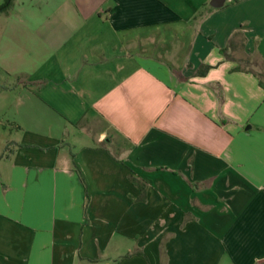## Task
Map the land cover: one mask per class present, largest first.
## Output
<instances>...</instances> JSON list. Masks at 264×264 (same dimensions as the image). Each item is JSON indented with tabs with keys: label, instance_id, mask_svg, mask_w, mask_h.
Listing matches in <instances>:
<instances>
[{
	"label": "crops",
	"instance_id": "0c3cea01",
	"mask_svg": "<svg viewBox=\"0 0 264 264\" xmlns=\"http://www.w3.org/2000/svg\"><path fill=\"white\" fill-rule=\"evenodd\" d=\"M211 2L0 14V264H264V0Z\"/></svg>",
	"mask_w": 264,
	"mask_h": 264
},
{
	"label": "trees",
	"instance_id": "16d2710c",
	"mask_svg": "<svg viewBox=\"0 0 264 264\" xmlns=\"http://www.w3.org/2000/svg\"><path fill=\"white\" fill-rule=\"evenodd\" d=\"M14 1L15 0H3L2 4L0 5V14L1 13H8L14 5ZM237 36L238 35H235L234 37L236 38ZM232 45H234V44H232V41H231L229 43V46L221 51L227 58H229L227 51L230 49V47ZM209 68L210 67H203L201 70L198 71V75H204L209 70ZM236 70H241V68L238 67V68H236ZM256 75L259 77L260 85L264 88V81H263V77H262V76H264V74L256 73ZM5 90H7V87L0 85V93H2Z\"/></svg>",
	"mask_w": 264,
	"mask_h": 264
},
{
	"label": "rangeland",
	"instance_id": "374dc122",
	"mask_svg": "<svg viewBox=\"0 0 264 264\" xmlns=\"http://www.w3.org/2000/svg\"><path fill=\"white\" fill-rule=\"evenodd\" d=\"M2 2H3V0H0V5L2 4ZM0 110H1V109H0ZM7 110H8V109H6V111H5L3 114H7V113H8ZM6 112H7V113H6ZM9 114H10V112H9L7 115H5V116H1L2 114L0 113V122H2V120H3V123H4V124L8 127V129L10 130V129H12V125H11V122L9 121V120H10ZM9 132H10V131H9ZM2 140H4V134H3V132L0 131V144H1Z\"/></svg>",
	"mask_w": 264,
	"mask_h": 264
},
{
	"label": "water",
	"instance_id": "95a60500",
	"mask_svg": "<svg viewBox=\"0 0 264 264\" xmlns=\"http://www.w3.org/2000/svg\"><path fill=\"white\" fill-rule=\"evenodd\" d=\"M225 0H212L211 6L213 8H220L223 6Z\"/></svg>",
	"mask_w": 264,
	"mask_h": 264
}]
</instances>
